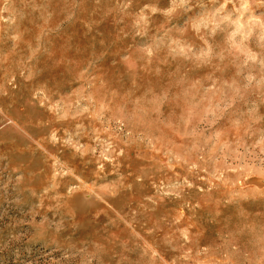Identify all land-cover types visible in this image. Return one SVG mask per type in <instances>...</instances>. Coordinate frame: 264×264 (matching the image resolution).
I'll return each mask as SVG.
<instances>
[{"label": "rangeland", "instance_id": "1", "mask_svg": "<svg viewBox=\"0 0 264 264\" xmlns=\"http://www.w3.org/2000/svg\"><path fill=\"white\" fill-rule=\"evenodd\" d=\"M0 264H264V0H0Z\"/></svg>", "mask_w": 264, "mask_h": 264}]
</instances>
